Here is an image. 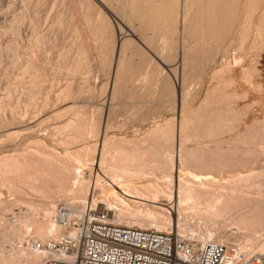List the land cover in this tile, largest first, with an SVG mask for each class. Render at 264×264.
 Listing matches in <instances>:
<instances>
[{
  "label": "bare ground",
  "instance_id": "bare-ground-1",
  "mask_svg": "<svg viewBox=\"0 0 264 264\" xmlns=\"http://www.w3.org/2000/svg\"><path fill=\"white\" fill-rule=\"evenodd\" d=\"M57 1L55 15L36 0L0 27V137L27 142L0 156V264L58 255L35 243L74 239L87 206L264 254V0ZM237 81L262 107L249 124ZM107 92L103 121V105L75 102ZM114 117L153 122L129 136Z\"/></svg>",
  "mask_w": 264,
  "mask_h": 264
},
{
  "label": "built area",
  "instance_id": "built-area-1",
  "mask_svg": "<svg viewBox=\"0 0 264 264\" xmlns=\"http://www.w3.org/2000/svg\"><path fill=\"white\" fill-rule=\"evenodd\" d=\"M71 224L77 229L74 239L35 243L59 253L35 264H264V254L222 242L199 243L172 231L112 222L95 206L84 208Z\"/></svg>",
  "mask_w": 264,
  "mask_h": 264
},
{
  "label": "rangeland",
  "instance_id": "rangeland-1",
  "mask_svg": "<svg viewBox=\"0 0 264 264\" xmlns=\"http://www.w3.org/2000/svg\"><path fill=\"white\" fill-rule=\"evenodd\" d=\"M36 2V0H0V27L2 28V26H3V22H4V19H6V17L8 16V15H13V14H15L17 11H19L20 9H22V6H24L25 4H34ZM72 4H73V0H71L69 3H66L65 4V6L66 7H69V9H71L72 8ZM47 5H48V12L49 13H51L52 15H55L59 10H60V8H61V3H59L57 0H49V2L47 3ZM42 9V8H41ZM8 18V17H7ZM2 24V25H1ZM24 27V26H23ZM1 28H0V30H1ZM24 30V29H23ZM22 30V31H23ZM25 32V30L22 32V34ZM66 35H68V37L66 36V40L67 39H70L71 38V36H69V34H66ZM55 48V50H56V48L58 47V42L55 44V46H54ZM58 49H59V47H58ZM261 57H259V62L258 63H260V64H258V68H260V69H262V72H263V64H264V58H263V56L262 55H260ZM218 59H221V56H218ZM177 61V60H176ZM262 61V62H261ZM263 63V64H262ZM165 69H169L168 68V65L166 66L165 65ZM0 71H2V73L0 72V96H1V93L3 92H5V90H6V88L8 87V85H9V83H10V81H9V78L7 77V75H5V74H3V70H1L0 69ZM239 71L237 70V71H235V74H236V76H239V73H238ZM95 78V77H94ZM93 78V80H92V78H91V80L90 81H92V82H96V84H99V82L101 81V77H97L96 76V78L94 79ZM262 78V79H261ZM261 78H259L260 80H262V83L264 84V75L261 77ZM59 83H61V80H58V79H56ZM56 80H53L54 81V83H53V88H52V90L53 91H55V90H57V86H56V84L58 83ZM96 80V81H95ZM52 81V82H53ZM55 81H56V83H55ZM58 83V84H59ZM7 85V86H6ZM55 85V86H54ZM243 86V87H242ZM246 87V85L245 84H242V82L241 81H237L236 82V87L235 88H237L236 90H239L238 88H245ZM3 88H5V89H3ZM247 88L248 87H246L244 90H247ZM55 89V90H54ZM4 90V91H3ZM242 90V89H241ZM249 90V91H248ZM248 94L246 95V97L244 98V97H242V98H240V97H237V98H234V101H233V104L237 107V108H240V110H242V112L241 113H243L242 114V116H243V119H244V121L245 122H248V124L249 123H251V121L254 119V117L253 116H255V117H259L260 115H261V113L259 112V110L260 111H262L261 109H262V107H261V109L258 107V108H255V107H251L250 105H248L249 104V102H250V100L251 99H253L254 98V93H253V91L252 90H250L249 88H248ZM56 92V91H55ZM2 93V94H3ZM80 101H82V103L80 102ZM80 101H75V102H77V104H79L80 106H84V107H87V108H92V107H94V106H96V105H98L99 107L101 106V105H103L105 108L103 109L104 110V115H103V118H102V121H103V119L106 117V111H107V109H108V105L106 106V104H107V101H108V92L105 94V95H101V96H98V97H96V99L95 98H92V99H82V100H80ZM83 101H84V103H83ZM86 101V102H85ZM106 101V102H105ZM195 102H197L195 99L193 100V102H192V104L194 105V103ZM71 103H74V101L72 102L71 101ZM105 105H104V104ZM56 103L55 102H51V106H50V108H48V109H46V111H44V113H36V114H27L25 117H24V119L27 121V122H34V121H36V120H38L39 118H42V117H45L46 115H48L49 113H46V112H49V110H51V108H52V106L53 105H55ZM81 104H83V105H81ZM56 106H58V105H56ZM257 107V106H256ZM48 110V111H47ZM52 111V110H51ZM118 112H116L118 115H120L122 118L124 117V112H120L119 113V111H122V110H117ZM161 112V113H160ZM160 112H158L159 114L157 115V117L156 118H154V120H162L165 116H167L168 114H167V112H165V111H160ZM121 113L123 114V115H121ZM258 114V115H257ZM246 115V116H245ZM31 116H34L33 118H30ZM116 118H117V115L115 116ZM115 117L113 118V121H115L116 120V122H114V124L117 126L116 127V129H115V127H113V129L111 130V131H113V133H115L116 132V130H117V132H118V134H127V135H132V134H134L136 131H137V129H140V130H143V129H146L147 127H148V124H151L152 122H153V118H151V120L149 119L148 120V122L146 121L145 123H138L137 124V126H131V125H129L128 124V126L127 125H124L123 127H122V129H120V127H119V125H118V121H121V120H117V119H115ZM245 117V118H244ZM246 117H248V118H246ZM120 117L118 116V119H119ZM121 118V119H122ZM253 118V119H252ZM125 120V119H124ZM122 121H123V119H122ZM150 121V122H149ZM52 123V124H51ZM49 124V123H48ZM50 125H54V122H50ZM124 128V129H123ZM120 129V130H119ZM2 130H4V129H0V131H2ZM139 130V131H140ZM5 131V130H4ZM4 131H2L1 133L3 134L4 133ZM121 132V133H120ZM1 134V135H2ZM2 136L0 137V139L2 140ZM4 139V138H3ZM0 140V141H1ZM21 140H23V139H21ZM16 142V143H15ZM22 144H20V143ZM23 142H25L26 144H27V142H26V139H25V141H20V140H18V141H6L5 139H4V141L3 142H1L0 143V151H2V152H0V156L1 155H6V154H12V152L14 151H16V149H18V148H20V146L22 147V146H24V144L25 143H23ZM16 144V145H15ZM19 144V145H18ZM16 147V148H15ZM14 148H15V150H14ZM13 152V153H14ZM2 153V154H1ZM263 162H264V159H263ZM3 196L5 195L4 193H2V192H0ZM172 232H174V231H172Z\"/></svg>",
  "mask_w": 264,
  "mask_h": 264
}]
</instances>
